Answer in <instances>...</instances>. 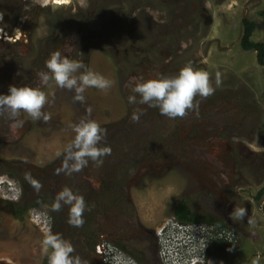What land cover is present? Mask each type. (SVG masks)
Returning <instances> with one entry per match:
<instances>
[{"label":"rangeland","instance_id":"rangeland-1","mask_svg":"<svg viewBox=\"0 0 264 264\" xmlns=\"http://www.w3.org/2000/svg\"><path fill=\"white\" fill-rule=\"evenodd\" d=\"M1 7L8 24L14 17L18 23L13 32L0 24V94H7L10 84L39 86L37 73L47 71L44 59L56 51L74 61L87 60L89 69L112 83L106 92L86 88L83 102L74 100V89L59 88L54 80L41 86L47 121L24 112L15 120L0 114V176L18 189L17 199L0 195V264H48L42 240L49 231L70 241L72 255L85 264L92 263L86 257L90 248L83 244L89 231L96 240H108L120 230V249L135 253L148 239L130 235L126 220L137 218L155 229L174 217L175 204L184 199L203 212L213 199L214 183L222 187L223 165L230 170L235 162L234 171H253L242 164L249 151L264 160V66L254 51L240 47L243 19L254 22L252 39L264 41V0H0ZM23 31V43L15 42ZM187 63L207 72L214 88L208 97H194L198 107L173 119L146 104L128 103L130 76H172ZM136 109L142 114L133 122ZM81 119L105 130L98 147H110L111 153L99 165L86 158L80 171L58 172L65 163L64 148L75 136L71 126ZM25 120L13 132L11 124ZM239 142L245 147L240 149ZM26 174L41 184L39 190ZM263 184L264 178L252 183L251 192ZM65 187L89 205L81 227L68 223V205L61 202L59 211L52 210ZM240 197L252 200L253 212L264 222L262 199L253 200L246 188ZM36 211L50 216L53 226L41 227L33 217ZM258 233L260 240L242 235L228 248L223 244L222 251H208V264H264V232ZM143 257L153 263L147 250ZM95 259L92 264H101L100 257Z\"/></svg>","mask_w":264,"mask_h":264},{"label":"clouds","instance_id":"clouds-1","mask_svg":"<svg viewBox=\"0 0 264 264\" xmlns=\"http://www.w3.org/2000/svg\"><path fill=\"white\" fill-rule=\"evenodd\" d=\"M0 24H2L1 15ZM45 67L47 71L37 73L39 86L10 84L7 94H0V114L7 113L9 119L15 120L21 112H24L32 119L38 120L42 117L47 121L50 118L49 115L41 111L47 102L41 86L48 85L52 80L59 88L74 89V100L80 102L85 99L83 93L86 88L94 87L106 92L111 87L112 82L105 76L89 69L83 61H74L67 56H62L59 51L50 55L45 61ZM220 83L219 74H217L216 86L218 87ZM126 87H129L131 91L127 98L129 104H146L157 108L161 115L173 119L183 117L188 110L198 107L193 103L196 95L208 97L214 92L209 82V74L196 69L191 63L183 65L172 76H164L161 73H155L149 78L130 76ZM88 111L90 113L91 109ZM141 114L142 110H134L131 120L138 122ZM10 127L13 132H16L22 127V122L13 123ZM71 127L75 136L64 148L65 163L58 172L65 171L67 174L78 172L87 165L86 158H90L99 165L102 163L101 157L110 155V147H98L105 130L96 121L81 119ZM222 178L227 182L226 175ZM25 179L34 189L41 188V184L30 174H26ZM61 202L69 206L68 223L74 227H81L84 223L82 215L86 208L84 197L65 187L57 193L52 210L59 211ZM229 215L231 219L243 221L248 217V211L245 207H234ZM247 222L250 225L254 223L250 217ZM42 246L47 254L48 264H85L78 255H72L75 249L71 242L58 233L47 232L43 237ZM228 250L232 251L231 248Z\"/></svg>","mask_w":264,"mask_h":264},{"label":"flooded vegetation","instance_id":"flooded-vegetation-1","mask_svg":"<svg viewBox=\"0 0 264 264\" xmlns=\"http://www.w3.org/2000/svg\"><path fill=\"white\" fill-rule=\"evenodd\" d=\"M8 1V0H6ZM1 11V17H2V22L4 23V30L5 31H12L15 29L16 24L18 23L17 19L18 17H14L12 18V23L10 22V24L7 23L6 21V11L5 8L1 7L0 8ZM201 13L205 16H207L206 10L205 8L202 6L201 7ZM263 19H264V11H263ZM244 20H248V19H243L242 23L243 25H245V21ZM250 20V19H249ZM253 23V31H254V22L252 20H250ZM2 23V24H3ZM244 28V26H243ZM243 30V29H242ZM252 31V33H253ZM252 33L250 36V39H252ZM19 37H14V41L16 42L18 40V42L20 41V43H23V38L26 36L25 31H23L22 33L20 32ZM242 37V36H241ZM241 41V39H240ZM255 41V40H253ZM260 42H264V41H260ZM241 47V45H240ZM242 48V47H241ZM245 50V49H244ZM255 52V58H256V50L254 49H249ZM248 51V50H245ZM46 61V59H44ZM257 61V58H256ZM258 63V61H257ZM259 64V63H258ZM257 109V108H255ZM247 123V121H244V123ZM26 124V120L25 122H22V127L25 126ZM20 127V128H22ZM255 131V128L252 129L250 132L253 134V132ZM21 135V134H20ZM228 137H230L228 135ZM262 142L264 143V139L262 140ZM239 148L242 149L244 148V144L242 142H239ZM230 148V146H227V150ZM226 153V151H224V154ZM253 154L252 156L249 155ZM258 152H252L249 151L248 153H243V156L248 158V160L244 159V162H242V164H247L249 166V168H251L253 171L251 170H247L246 167H240V170L238 171H234V164L235 162H232L230 164V169L228 166L223 165V169L221 171L222 176L221 178V182L222 187L219 188L217 187V184H215L214 186V191L213 193V199L212 201L208 202L206 204L205 209L203 210V212H199L196 211L194 209H192V207L188 204V202L184 199V201L186 202L187 206L189 207V209L194 212L197 215H203L204 217H211L214 220H216L219 223H223L225 226L224 228L228 229L229 231L232 232L233 234V238L231 241H224L223 243L226 245V248H228V245H232V243H237L238 241H241V237L240 236H245L243 238H247L248 240H253L255 239H261V235L259 234L258 231L264 232V229L259 230L260 227L264 226L263 223L261 222V220L259 219V217L253 212V206H252V200H241V190L242 188H246L247 189V194L249 195V193H252L253 195V200H255L256 202L260 201V200H256L255 196L257 195L258 191L264 187V184L261 185L259 188L255 187L256 190H254L253 192H251V189L253 188V186H251L252 183L254 184H258L261 182V180L264 178V160H257L255 159L256 156H258ZM227 156V155H226ZM225 156V157H226ZM239 166V165H238ZM230 171V172H229ZM257 171H261L260 174H257ZM248 172V174H247ZM224 175L227 176V182H225V180L222 178ZM213 182H215V180H213ZM257 186V185H256ZM215 195V196H214ZM264 197H262L263 199ZM262 201V200H261ZM234 207H245L248 211V217H246L243 221H236L234 219L230 218V213L232 212ZM260 213L261 212V209ZM251 218L254 223L253 224H248V218ZM262 217L264 218L263 214ZM51 218V217H50ZM53 221L51 218V223L50 226H53ZM129 230V234L132 235L133 237H136L138 240L143 241L145 238L148 239V244H146L145 248H140V249H135L136 252H138L139 255H141L143 257V254L145 253V251H148V254L150 255V258L153 257L154 253H156L157 250V246H156V242H155V229L152 228H148L146 227L144 224H142L137 218L132 219V220H126ZM260 226V227H259ZM117 230V229H116ZM116 232V236L113 237L111 235V237L108 239L109 242L111 241V243H113L114 245L116 244H121L119 242H122L121 240L123 239L124 236L120 235V230L115 231ZM109 237V236H108ZM150 238V239H149ZM154 240V242L152 241ZM212 245V244H211ZM117 246V245H116ZM209 252L213 253V250L211 249V246L209 247ZM157 257V255H156ZM89 261H91L90 259H88ZM151 260V259H150ZM137 261V260H136ZM143 262L144 264H149V261H146L143 257ZM92 264V263H91Z\"/></svg>","mask_w":264,"mask_h":264},{"label":"built area","instance_id":"built-area-1","mask_svg":"<svg viewBox=\"0 0 264 264\" xmlns=\"http://www.w3.org/2000/svg\"><path fill=\"white\" fill-rule=\"evenodd\" d=\"M63 3L64 0H55ZM0 195L8 200L18 198V189L10 179L0 176ZM36 211L33 217L40 226L50 228L51 218ZM101 237V238H100ZM156 255L159 264H208V250L215 241H231L233 234L224 227L204 222H181L168 218L155 228ZM101 264H139L131 255L102 236L94 247Z\"/></svg>","mask_w":264,"mask_h":264},{"label":"trees","instance_id":"trees-1","mask_svg":"<svg viewBox=\"0 0 264 264\" xmlns=\"http://www.w3.org/2000/svg\"><path fill=\"white\" fill-rule=\"evenodd\" d=\"M245 21V25L243 28V32H242V37H241V41H240V45L243 49L245 50H249V49H254L256 50V58L257 61L260 65L264 66V42H260V41H253L250 39L251 33H252V29H253V23L250 20H244ZM262 197H264V187H262L257 195L255 196L256 200H261ZM89 205L86 204V207H88ZM173 216L181 221V222H204L207 224H211L214 225L216 227H224L225 225L223 223H219L216 220H214L213 218L209 217H204L203 215H197L194 212H192L189 207L187 206L186 202L184 200H179L174 208H173ZM95 232L89 231L87 234H85V238L83 240V244L85 245L84 247L86 248H90L89 251H87L86 253V257H88L91 262H95V251H94V247L95 244L97 242V240L95 239ZM223 242H219V241H215L212 243L211 245V249L213 251H222L223 248ZM118 247L122 248L119 244H116ZM227 247H230L229 245ZM127 252L135 259L137 260V262L139 264H144L143 262V257L141 255L138 254V252H132L130 250H127ZM153 263L152 264H159L158 259L156 257V253H154L153 257H152ZM151 264V263H150Z\"/></svg>","mask_w":264,"mask_h":264},{"label":"water","instance_id":"water-1","mask_svg":"<svg viewBox=\"0 0 264 264\" xmlns=\"http://www.w3.org/2000/svg\"><path fill=\"white\" fill-rule=\"evenodd\" d=\"M209 21H210V18L205 19V23H208ZM84 63L86 64L87 60ZM260 209H261V212H262V214L264 216V198L262 199V201L260 203Z\"/></svg>","mask_w":264,"mask_h":264},{"label":"bare ground","instance_id":"bare-ground-1","mask_svg":"<svg viewBox=\"0 0 264 264\" xmlns=\"http://www.w3.org/2000/svg\"><path fill=\"white\" fill-rule=\"evenodd\" d=\"M62 3V2H61Z\"/></svg>","mask_w":264,"mask_h":264}]
</instances>
